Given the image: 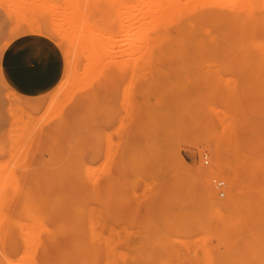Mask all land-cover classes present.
Returning <instances> with one entry per match:
<instances>
[{"label":"rangeland","instance_id":"1","mask_svg":"<svg viewBox=\"0 0 264 264\" xmlns=\"http://www.w3.org/2000/svg\"><path fill=\"white\" fill-rule=\"evenodd\" d=\"M249 3L0 0V264H264V31L234 19ZM141 17L153 54L127 62ZM233 187L251 205H212Z\"/></svg>","mask_w":264,"mask_h":264},{"label":"bare ground","instance_id":"2","mask_svg":"<svg viewBox=\"0 0 264 264\" xmlns=\"http://www.w3.org/2000/svg\"><path fill=\"white\" fill-rule=\"evenodd\" d=\"M261 2L262 1H264V0H260ZM249 4L248 5H250L251 7H248V6H246V5H244V6H242V5H240L239 6V8H238V11H237V13L235 12L234 14H236L235 16H234V19H235V24H236V31H246V34H249V33H251L250 31H252V32H254V31H264V11H262V10H259V9H257V0H249ZM92 6H94V4L92 5ZM40 7V6H39ZM44 12H46V10H44L43 8H41ZM166 8L165 7H163V8H157V12L158 11H163V10H165ZM32 11H34V10H32ZM166 12H168V10H165ZM210 12H212V14H215V12L217 11V10H209ZM43 12V13H44ZM139 12L141 13V14H143V13H145L146 12V9L143 7V8H139ZM148 12H149V9H148ZM219 14H221V19H222V21H223V23L225 24V25H229L230 24V21H231V19L233 18V14H232V11H230V10H228V9H222V10H220L219 11ZM138 20V22H141V26L143 27L144 26V28H141V30L139 31V33L138 34H140L141 36H140V38H138L137 40L135 39V40H133V42H129V43H125V45L123 44L122 46H121V48H120V50L122 51V48L124 49H126V50H128V49H130L129 50V53L130 54H128L129 55V60L127 61V62H129L130 61V59H133V60H137L138 59V57L140 58V59H144V58H146L148 55H150V54H153L151 51H148L147 49L149 48V43H151L150 41H151V39H152V37H154L155 36V33L154 32H157V29L156 28H150L151 27V25H148V26H146V23L144 22V20H143V18L141 17V18H139V19H137ZM128 21L130 22V21H132V19H128ZM113 22V21H112ZM110 24H111V22H109ZM190 28V25L188 24V23H183V25H182V29L184 30V31H187L188 29ZM247 31H249V32H247ZM146 32H149L148 33V35L149 36H147L146 37ZM146 33V34H145ZM143 34H145V35H143ZM127 35V34H126ZM253 36H256L255 34H252ZM127 38H130V37H128L127 36ZM245 39V36L244 37H237V41H244V39ZM261 38V37H260ZM243 39V40H242ZM81 39H79V41H80ZM115 38L114 37H112V38H110V40H109V42L111 41L113 44H114V42H115ZM188 40L190 41V39H189V37H188ZM78 41V40H77ZM236 41V42H237ZM246 41V40H245ZM263 41H264V39H263ZM81 42L83 43V42H85V40L83 39V40H81ZM110 42V43H111ZM198 42H200V40L198 41ZM242 42H240L241 43V45L243 46V44H242ZM260 42V49L263 47V45H264V42L262 43L261 41H259ZM201 43H203V42H201ZM244 43V42H243ZM250 43V42H249ZM255 43V42H254ZM256 43H258V41L256 42ZM78 44H80V43H78ZM245 44V43H244ZM263 44V45H262ZM80 45H82V44H80ZM92 45H94V44H92L91 43V46ZM196 45H197V43H196ZM200 45V44H199ZM246 46V45H245ZM196 47H198V46H196ZM255 48V47H254ZM253 48V49H254ZM264 48V47H263ZM251 49V48H250ZM260 49H259V52L257 53V55L260 57H258L259 59H261V60H263L264 58V51H260ZM136 50H144L143 51V53L140 51L139 53V55H136V54H138V51L136 52V54L134 55V52L136 51ZM148 51V52H147ZM261 52V53H260ZM260 53V54H259ZM114 55H116V57L115 58H118L117 56H119L120 55V53L118 52V53H115ZM256 55V54H255ZM257 55H256V57H257ZM133 56H135V57H133ZM137 56V57H136ZM257 58V59H258ZM260 60V61H261ZM263 62V61H262ZM262 62H257V64L260 66V64L259 63H262ZM126 64V63H125ZM262 67H263V65H261ZM262 67H257V68H262ZM259 70V69H258ZM257 70V71H258ZM260 72V71H259ZM256 74V73H255ZM257 78H258V76H257ZM128 83V82H127ZM128 88V87H127ZM127 100V99H126ZM125 101V100H124ZM216 146V145H215ZM214 146V148L216 149V147ZM217 153V152H216ZM220 171V170H219ZM211 173V172H210ZM12 174V173H11ZM7 175V174H6ZM5 175V176H6ZM1 176L2 177H4L5 178V176H3L2 174H1ZM9 176V175H8ZM8 178V177H7ZM6 178V179H7ZM2 178H0V183L2 184V182L4 181V179L3 180H1ZM5 179V180H6ZM9 179H11V177L9 178ZM208 181V180H207ZM232 182H233V179L231 180ZM7 183H8V181H6ZM232 182H231V184H232ZM207 183H209V182H207ZM0 184V185H1ZM233 186H235L234 184H232ZM232 187V186H231ZM235 188L236 187H233V190H231L230 189V193H229V198H228V200L226 201V202H219V201H217V200H215L214 202H213V204L212 205H233L232 203L234 202V205L235 204H237V203H239L238 201H240V200H245L244 202L245 203H250V202H248L249 201V198H248V201L246 202V199L245 198H247L246 196H242V198H235V199H232L231 198V194H233L234 193V191H235ZM3 189V188H2ZM247 194V192L245 193V195ZM244 195V194H243ZM248 195V194H247ZM252 196H254V195H252ZM256 196V195H255ZM264 196V195H263ZM243 197H244V199H243ZM248 197H251V195L250 196H248ZM256 197H258V196H256ZM259 198L261 199L260 201H262V198H261V195L259 196ZM2 199V198H1ZM236 199H239V200H237V203H235L236 201ZM251 199H252V197H251ZM244 202H240L242 205H247V204H245ZM253 202V200H251V203ZM7 203V202H6ZM251 203L249 204V205H251ZM264 203V199H263V201H262V205H264L263 204ZM253 205V204H252ZM259 205V204H258ZM261 205V204H260ZM216 207V206H215ZM2 211V210H1ZM3 213V212H2ZM1 212H0V241H4V240H6L7 239V237H8V234H7V228H8V226H9V224H8V222H7V219L4 217L5 215L4 214H2ZM24 223V222H23ZM25 224H27V222L25 221ZM28 226V225H27ZM30 226H31V223H30ZM18 228H20V225L18 226ZM28 228V227H27ZM26 231H27V229H26ZM25 231V232H26ZM24 232V231H23ZM28 234V233H27ZM30 235V234H29ZM28 235V236H29ZM27 237V236H26ZM28 238V237H27ZM26 239V238H25ZM33 240H35V241H33ZM40 240V239H39ZM39 240L38 239H32V240H24V242H26V244L28 243V244H30V245H26V249H24L23 251H25V252H23V254H24V256H25V253H26V251L27 252H35L34 250H35V248H31V244L32 243H40L39 242ZM32 242V243H31ZM0 243H2V242H0ZM37 244L35 245V247L37 246ZM39 245V244H38ZM29 246V247H28ZM33 247H34V245H32ZM32 249V250H31ZM0 253H5V251L3 250V249H1L0 248ZM20 253H22V252H20ZM30 255V254H29ZM28 255V256H29ZM121 256V255H120ZM22 257H23V255H22ZM23 259V258H22ZM26 259V258H25ZM24 260V259H23ZM22 260V261H23ZM20 261H21V254H20ZM24 261H26V260H24ZM19 263V262H18ZM33 263H34V260H33ZM19 264H23V262H21V263H19Z\"/></svg>","mask_w":264,"mask_h":264},{"label":"built area","instance_id":"3","mask_svg":"<svg viewBox=\"0 0 264 264\" xmlns=\"http://www.w3.org/2000/svg\"><path fill=\"white\" fill-rule=\"evenodd\" d=\"M205 163H207V159L204 160ZM222 195V193H220Z\"/></svg>","mask_w":264,"mask_h":264},{"label":"crops","instance_id":"4","mask_svg":"<svg viewBox=\"0 0 264 264\" xmlns=\"http://www.w3.org/2000/svg\"><path fill=\"white\" fill-rule=\"evenodd\" d=\"M14 86H16V85H14ZM22 87H23V85H22Z\"/></svg>","mask_w":264,"mask_h":264}]
</instances>
